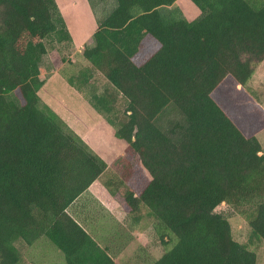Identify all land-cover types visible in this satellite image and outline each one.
Returning a JSON list of instances; mask_svg holds the SVG:
<instances>
[{
  "label": "trees",
  "instance_id": "16d2710c",
  "mask_svg": "<svg viewBox=\"0 0 264 264\" xmlns=\"http://www.w3.org/2000/svg\"><path fill=\"white\" fill-rule=\"evenodd\" d=\"M115 1L84 50L89 69L67 79L81 93L96 73L108 83L85 93L127 144L106 190L134 224L149 208L164 248L150 264H257L216 209L264 242V149L213 96L227 77L249 90L264 62V0H191L194 20L178 0ZM53 36L72 42L56 0H0V264H21L16 242L42 238L66 264H117L68 213L108 163L39 95Z\"/></svg>",
  "mask_w": 264,
  "mask_h": 264
},
{
  "label": "rangeland",
  "instance_id": "374dc122",
  "mask_svg": "<svg viewBox=\"0 0 264 264\" xmlns=\"http://www.w3.org/2000/svg\"><path fill=\"white\" fill-rule=\"evenodd\" d=\"M56 2L66 21L72 42H58L56 36L46 39L47 54L41 63V76L47 83L39 95L72 131L83 138L92 150L108 163V172L104 173L97 185L91 188L92 199L77 201L68 209V213L75 218L77 209L83 208L87 203L96 212L98 204L96 201H101L105 210L98 214L102 217L98 221L100 226L113 230L118 245L121 240L128 243V254L133 255L139 247L144 249L146 247L154 254L155 259L164 253V248L157 239L155 221L148 215L149 208L143 206L142 220L139 224H134L131 217L126 216L119 206L120 211L105 206L104 201L108 198L105 183L115 175H112V172H119L120 167H117L116 163L126 155L127 144L114 136V128L89 104L85 93L101 94L108 83L101 74L96 73L85 93H81L72 88L67 81L68 78L79 75L82 70L89 69L90 64L83 57L84 50L94 45L93 36L101 20L117 6L116 1L56 0ZM175 7L180 8L189 20H194L200 15L199 9L191 0H178ZM248 87L249 90L238 85L232 77H227L216 89L213 97L225 108L240 130L247 137H256L264 149V62L258 66ZM8 97L15 99L14 95ZM170 117L173 115L163 117L162 126H165ZM113 199L118 203L115 197ZM216 212L223 213L229 218L234 238L256 254L257 264H264V242L251 237L248 223L225 203L219 206ZM90 219L95 220L93 217ZM130 227L138 228L139 234L130 230ZM16 247L22 256L21 264H66L62 252L45 238L31 246L20 240L16 242ZM143 248L141 252L145 253ZM120 255L122 256V253Z\"/></svg>",
  "mask_w": 264,
  "mask_h": 264
},
{
  "label": "crops",
  "instance_id": "0c3cea01",
  "mask_svg": "<svg viewBox=\"0 0 264 264\" xmlns=\"http://www.w3.org/2000/svg\"><path fill=\"white\" fill-rule=\"evenodd\" d=\"M98 182H99V180L94 182L92 184V186L88 189V191L85 192L77 201H81V200L89 199V198L92 199L91 188H93L95 185H97ZM106 193H107V196L109 199L107 198V200L104 202H106V204H109V205H106L104 203L105 206H107L108 208L110 207L113 210L114 209L119 210L118 209L119 207L121 209L119 202L117 203L116 201H114L113 197L108 193L107 190H106ZM96 202L98 203V204H96L97 205V211L103 212L105 210V208L103 207L102 203H100L101 201L98 200ZM88 209H90V206L88 205V203H87V205H84L83 208L77 209V211L75 213L76 214L75 219H77V220L79 219V222L92 234V236H94L95 240L99 243V245L102 248H106L109 251V253L112 255V257L114 258V261L117 264H124V262H125V264H150L153 260H156L159 258V257H157V258L153 259L154 254L149 249H147L146 247H145V249L142 247L145 253H142L141 252L142 248L139 247L137 250H135L133 252V255L128 254L129 253V248L127 246L128 243H126V242L124 243V240H121L120 245H118V240L115 238L116 234L113 232V230L108 229V227L100 226V224L98 222L99 219H95L93 221L90 218H88V216H87V215H89ZM121 211L123 212L122 209H121ZM108 214H110V213L108 212ZM124 226L127 227L126 224H124ZM129 229L134 231V232H138V234H139L138 228L130 227ZM122 245H124V246H122ZM124 247H126V249H124ZM136 252H137V254H136ZM120 253H122V256L120 255ZM123 258H125V259L123 260ZM126 261H127V263H126Z\"/></svg>",
  "mask_w": 264,
  "mask_h": 264
}]
</instances>
